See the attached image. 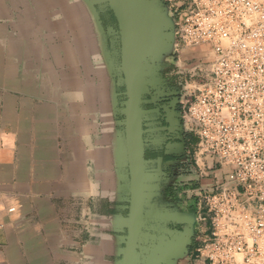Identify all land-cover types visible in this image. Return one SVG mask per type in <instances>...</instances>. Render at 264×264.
<instances>
[{
  "label": "crops",
  "instance_id": "obj_1",
  "mask_svg": "<svg viewBox=\"0 0 264 264\" xmlns=\"http://www.w3.org/2000/svg\"><path fill=\"white\" fill-rule=\"evenodd\" d=\"M8 49L0 45V264H117L127 203L120 195L116 199L111 183V164L121 161L115 159L110 118L101 149L98 137L84 132L81 119L68 138L59 109L32 88L39 79L26 72L24 52ZM146 132L143 154L158 143L149 128ZM191 152L183 158L179 145L165 153L180 163L190 158L194 165ZM162 165V158L145 159L144 206L162 208L164 191L177 189L182 192L174 198L184 202L171 204L169 218L195 223L190 191L200 183L195 167L162 182Z\"/></svg>",
  "mask_w": 264,
  "mask_h": 264
},
{
  "label": "built area",
  "instance_id": "obj_2",
  "mask_svg": "<svg viewBox=\"0 0 264 264\" xmlns=\"http://www.w3.org/2000/svg\"><path fill=\"white\" fill-rule=\"evenodd\" d=\"M162 1L174 50L210 54L183 108L200 181L194 263L264 264V0Z\"/></svg>",
  "mask_w": 264,
  "mask_h": 264
},
{
  "label": "rangeland",
  "instance_id": "obj_3",
  "mask_svg": "<svg viewBox=\"0 0 264 264\" xmlns=\"http://www.w3.org/2000/svg\"><path fill=\"white\" fill-rule=\"evenodd\" d=\"M46 1L0 0V45L6 52L9 46L24 52L20 56L23 57L26 72L31 78L39 79L38 83H33L32 88L59 109L63 120L61 126L65 127L68 138L78 131L81 119L84 132L92 131L98 137L97 147L101 149L103 126L107 118H110L115 134V159L121 161L110 163L111 183L116 199L122 193L126 196L127 169L122 126L118 120L124 87L119 71L120 39L116 22L102 0ZM76 9H84V12L80 11V15ZM85 14L90 17L89 25L81 23ZM168 18H171V12H168ZM88 26H92L90 32ZM88 33H91V41L82 36ZM90 44L92 53L83 49ZM79 45L80 48L77 47ZM8 56L11 57V53ZM13 58H16L15 54ZM209 59L210 54L203 46H193L178 52L170 46L167 52L154 59L153 66L158 74L154 82L162 71L172 75L181 91L184 108L185 99L189 98L193 86L205 81ZM194 67V76L190 78L187 72ZM106 106L111 110L110 113L103 111ZM86 122H90V129ZM197 231L198 224L195 222L190 224V229L184 231V234L187 237L190 233L193 239ZM148 238L155 239L157 236L151 235ZM261 247L260 258L264 263Z\"/></svg>",
  "mask_w": 264,
  "mask_h": 264
},
{
  "label": "water",
  "instance_id": "obj_4",
  "mask_svg": "<svg viewBox=\"0 0 264 264\" xmlns=\"http://www.w3.org/2000/svg\"><path fill=\"white\" fill-rule=\"evenodd\" d=\"M111 12L120 39V74L124 87L120 114L124 161L127 169V217L124 219V248L117 264H160L156 251H142L144 166L141 104L153 80L154 59L174 49V20L162 0H102ZM97 19V15L95 14ZM100 29L101 26L99 24ZM187 234V243L190 242Z\"/></svg>",
  "mask_w": 264,
  "mask_h": 264
},
{
  "label": "flooded vegetation",
  "instance_id": "obj_5",
  "mask_svg": "<svg viewBox=\"0 0 264 264\" xmlns=\"http://www.w3.org/2000/svg\"><path fill=\"white\" fill-rule=\"evenodd\" d=\"M192 70L193 68L189 69L187 72L190 78H192L195 73ZM175 83V78L172 77V75L164 74L163 71L160 72L157 81L150 82L148 86L149 93L143 98V102L141 104L140 119L142 141L148 136V133L146 132L144 134V131L149 128L150 134L158 142L153 149L145 151L143 158L144 161L145 159L154 160L162 158V174L164 175V177H161L162 182L178 176L180 177L181 175H187V170H191L192 166L190 158H188V162L180 163L178 162L179 158L176 155H167L165 153L170 150L175 152L179 145H183L185 152L182 154L183 158L185 155H189L188 157H190V152L192 151L191 146L194 144V138L187 131V127L183 121V99H181V91ZM186 98H188V96ZM122 100L125 101L126 97L122 96ZM118 120L122 122L123 117L119 116ZM199 185L200 183L197 184V187L190 190L193 192L192 200L194 201L193 207L191 205L190 208L192 207L194 210L195 202L198 199L197 192ZM186 189L187 187L184 188V190ZM179 192L182 191H178L177 189H167L164 191V194H167V200L164 202L166 205H163L162 208L159 207V209H155L152 207H143V237L140 248H142V251H156L160 258V264H195V241L201 232V225L198 224L196 219V223L198 224L196 238L192 239L191 236L190 242L187 243V237L186 234H184V231L190 229V224L192 225L194 222L192 223L188 221L185 223L172 221L168 216L174 209V206L171 204L174 205L179 202H184L179 201L177 197L174 198V196H177ZM183 194L185 196L186 192ZM158 202H160V204L161 202L163 203L161 198L158 199ZM185 210H189V207H186ZM127 213L128 210L125 209L123 212V216L125 218L127 217ZM123 235L126 236L125 228ZM151 235H155L157 238L149 239L148 237ZM122 247L124 248V244H122Z\"/></svg>",
  "mask_w": 264,
  "mask_h": 264
},
{
  "label": "bare ground",
  "instance_id": "obj_6",
  "mask_svg": "<svg viewBox=\"0 0 264 264\" xmlns=\"http://www.w3.org/2000/svg\"><path fill=\"white\" fill-rule=\"evenodd\" d=\"M49 0H47L46 2H48ZM52 1V0H51ZM50 2V1H49ZM81 3V2H80ZM81 9V8H80ZM77 10V9H76ZM80 11L81 10H77V12L76 13H78V14H80ZM88 11V10H87ZM75 12V11H74ZM81 12H84V9H83V11H81ZM42 13V12H41ZM81 15V14H80ZM88 18H89V20H90V17L88 16V15H86L85 14V17H83L82 16V18H81V23L82 22H85L86 24L88 23ZM92 21V20H91ZM84 23V24H85ZM80 24V23H79ZM81 25V24H80ZM88 25H89V23H88ZM91 25V24H90ZM81 26H83V25H81ZM90 27H92V26H88V32H90V30H91V28ZM84 28V27H83ZM80 29H82V28H80ZM79 29V30H80ZM85 29V28H84ZM82 31V30H81ZM86 31V30H85ZM92 33V32H91ZM91 33H88L86 36H85V34H82V36L83 37H86L88 40H92V36H91ZM39 36V35H38ZM81 36V37H82ZM86 42H87V40H86ZM80 43V42H79ZM78 43V44H79ZM82 43V42H81ZM88 43V42H87ZM82 46V45H81ZM90 46H92L91 44L90 45H88V46H82L83 47V49H84V51H87V52H91V48H90ZM77 47H79L80 48V45L79 46H77ZM79 51V50H78ZM93 52V51H92ZM91 52V53H92ZM84 53V52H83ZM78 55H80V54H78ZM79 57V56H78ZM79 59H81V58H79ZM82 60V59H81ZM83 63V62H82ZM79 64V63H78ZM89 65V64H88ZM94 66V65H93ZM105 69V68H104ZM98 72V71H97ZM101 75V74H100ZM83 78V77H82ZM107 80V79H106ZM97 83V82H96ZM96 88V87H95ZM96 96V95H95ZM114 97V96H113ZM107 102H108V100H107ZM107 107V106H106ZM106 107H104L105 108V110H106ZM105 110L103 109V111L105 112ZM117 135V134H116ZM117 140V139H116ZM115 145V144H114ZM116 146V145H115ZM119 150V149H118ZM264 246V245H263ZM262 249H261V252H262V255H263V257H264V247H261Z\"/></svg>",
  "mask_w": 264,
  "mask_h": 264
}]
</instances>
